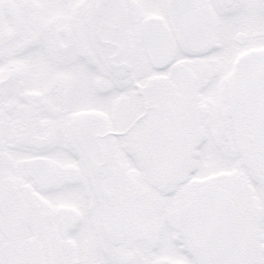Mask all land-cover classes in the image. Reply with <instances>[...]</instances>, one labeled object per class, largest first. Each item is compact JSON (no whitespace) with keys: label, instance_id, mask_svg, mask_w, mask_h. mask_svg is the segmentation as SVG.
<instances>
[{"label":"snow or ice","instance_id":"1","mask_svg":"<svg viewBox=\"0 0 264 264\" xmlns=\"http://www.w3.org/2000/svg\"><path fill=\"white\" fill-rule=\"evenodd\" d=\"M0 264H264V0H0Z\"/></svg>","mask_w":264,"mask_h":264}]
</instances>
